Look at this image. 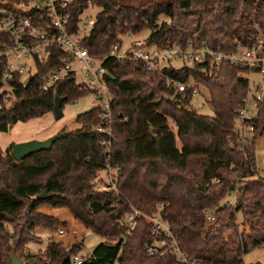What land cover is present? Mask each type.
I'll list each match as a JSON object with an SVG mask.
<instances>
[{"label":"trees","instance_id":"obj_1","mask_svg":"<svg viewBox=\"0 0 264 264\" xmlns=\"http://www.w3.org/2000/svg\"><path fill=\"white\" fill-rule=\"evenodd\" d=\"M89 7L97 11L80 40L89 56H104L121 36L144 30L149 31L146 47L184 45L191 40L231 53L252 44L254 25L264 41V0H70L73 32ZM159 16L165 20L157 23ZM58 55L55 50V58ZM102 66L111 95L109 119H100L102 110L93 106L78 114L74 119L78 128L54 141L48 151L20 161L9 150L0 152V230L17 220L30 230L34 216L48 222L45 228L52 230L56 221L36 212L45 204L66 209L101 240L120 239L114 264H179L168 252L155 256L143 252L149 228L142 216L154 214L158 207L157 214L170 226L187 258L201 264H242V256L264 242V233L256 230L264 227V183L253 178L257 174L254 154L234 132L247 93V82L238 73L246 69L226 62L214 69L198 64L162 69L175 81L193 80L207 90L212 115L204 116L190 108L187 93H175L162 76L143 71L138 61L106 58ZM55 67L56 61L51 60L37 65L27 85L17 77L10 80L7 98L11 102L0 105V133L16 122L51 112L54 97L64 99L62 108L87 94L71 74L48 91L39 90L43 76ZM250 126L251 143L256 137L264 138V92ZM96 127L104 131L95 132ZM105 165L115 169L114 187L97 191L90 180ZM232 192L233 206L220 205ZM41 193L45 197L36 199ZM129 208L141 216L126 234L123 220ZM206 211H214L211 222L205 221ZM239 212L240 226L247 222L251 234L238 230L235 215ZM81 248V240L66 249L49 242L41 264H65ZM21 257L27 264L38 261L34 255ZM0 264H6L1 253Z\"/></svg>","mask_w":264,"mask_h":264},{"label":"built area","instance_id":"obj_2","mask_svg":"<svg viewBox=\"0 0 264 264\" xmlns=\"http://www.w3.org/2000/svg\"><path fill=\"white\" fill-rule=\"evenodd\" d=\"M69 4L70 0L0 1V93L9 97L10 80L13 77L24 82L35 74L37 65L49 60L56 61V67L43 76L39 90L46 92L71 74L76 85L81 86L87 94H93L97 102L96 106L102 110L100 119L104 120L109 117L108 105L111 100L105 84L108 74L102 66L106 58L138 61L143 71L155 72L162 76L163 82L172 86L175 93H187L191 100L197 96V86L200 85L193 80L175 81L163 75L162 69L171 66V62L180 64L179 67L172 66L176 69L194 64L207 65L208 68L214 69L219 63L226 62L246 69L245 72L238 73V76L243 77L247 82V93L242 99L241 108L237 111L234 132L243 139L246 138V133H251L250 122L255 115L256 104L262 99L264 92L261 86H256L254 93L250 94V85H253L250 81L251 74L260 76L264 86V41L256 25L253 26L255 34L252 36V44L248 47L238 46L236 51L231 53L213 50L205 44L195 45L191 40H187L184 45L174 44L162 48L140 44L122 49L119 40L108 48L104 56L93 57L80 47V40L90 27V22L82 24L81 27L78 22L77 31L73 32L68 13ZM55 50L60 53L58 58L54 56ZM94 131L104 130L96 127ZM101 144L103 145L104 142ZM107 168L110 167L105 165V169ZM115 177L116 172L112 181H109L110 189L114 187ZM228 196L229 199L220 205L229 207L232 204L234 192ZM213 212H204L206 222L213 220ZM140 216L138 211L129 208L123 220L126 234L133 229L135 218ZM142 217L149 228V235L142 246L146 256L168 252L179 264H201L186 257L178 247L170 226L157 213L150 217ZM58 234L63 233L59 231ZM83 259L72 256L70 263L82 264Z\"/></svg>","mask_w":264,"mask_h":264},{"label":"rangeland","instance_id":"obj_3","mask_svg":"<svg viewBox=\"0 0 264 264\" xmlns=\"http://www.w3.org/2000/svg\"><path fill=\"white\" fill-rule=\"evenodd\" d=\"M96 11L97 8L95 7H89L84 10L80 15L79 27H81L82 24L91 22ZM162 20H165V17L159 16L157 23H160ZM148 34L149 31L144 30L133 36H121V48L126 49L129 46L144 44V39ZM179 65L180 64L178 62H171V66L173 67H179ZM26 76L27 74L24 75V77ZM261 80L262 78L260 76L251 74L250 81L253 83V85H250V94L254 93L256 86H261V90L264 89ZM10 102V98H7L4 93H0V105L7 107ZM96 103L97 102L95 101L93 94L88 93L73 102H65L61 108L62 116L58 120H54L52 113L48 112L38 118L29 119L25 122H16L6 133H0L1 154H4L6 150L11 151V146L17 143L42 141L56 133H67L77 129L78 124L74 121L75 117L78 114L89 110L93 106H96ZM189 105L191 109L200 115H212V112L208 106L207 90L202 86H197V96L190 101ZM171 129L174 132V126L171 125ZM245 136V139L241 138L240 136L239 139L241 145H244L249 150L251 149L254 154V167L257 171V174L253 178L256 180H261L264 183V138L256 137L251 143L250 133H246ZM114 173V168H107L103 171L97 172L94 175V178L90 180L93 184V189H96L97 191L112 190L110 189L109 181H112ZM43 178L45 179V177ZM229 197L230 196H226L223 200H221V203L228 200ZM234 202L235 194L234 201L230 206H233ZM157 211L158 207L155 213H157ZM36 212L41 215L53 218L56 221V225H54L52 230L46 229L45 227H47L46 225L48 222L43 221L42 218H36V216H34V226L30 230H26L23 220H17L13 225L4 224L0 230V253L1 259L5 260L6 264L8 263V258L11 256L20 258L22 263L27 264L26 259L21 257V255H34L35 258H37L36 260H38L36 261V264H41V262L44 260V250L49 242L57 243L58 248L66 249L71 246H77L80 241L79 239H82V248L75 254V256L78 258H84L82 260V264L115 263L119 248L116 250L115 256L111 261L110 253L112 252H106V244L103 241V243H100V239L98 237L85 230L79 222L72 219L66 209L52 208L48 205L42 204L37 207ZM152 215H149L148 217ZM241 219L242 214L239 212L235 215V222L238 225V230H243L244 233L251 234L252 231L249 230L250 226L247 222L244 223L243 226H240ZM256 219H258L257 216L253 217L254 221ZM263 228L257 227L256 230L258 233H264ZM59 231H62L63 234L59 235ZM223 237H225V234H223ZM118 240L121 241L120 239ZM70 260L71 257L65 264H71ZM241 261L242 264H264V242L259 247H256L245 253L242 256Z\"/></svg>","mask_w":264,"mask_h":264},{"label":"water","instance_id":"obj_4","mask_svg":"<svg viewBox=\"0 0 264 264\" xmlns=\"http://www.w3.org/2000/svg\"><path fill=\"white\" fill-rule=\"evenodd\" d=\"M29 79H25L23 82L24 85H27ZM64 101L63 98H53V105H52V116L54 120H58L61 118V104ZM66 135L65 132L62 133H56L42 141H28V142H22L17 143L11 146V156L15 161H20L27 156L37 153L39 151H48L51 148V145L54 141L63 138ZM45 197L44 193H41L37 195L36 199H43ZM8 264H24L22 263L18 258L11 256L9 258Z\"/></svg>","mask_w":264,"mask_h":264},{"label":"crops","instance_id":"obj_5","mask_svg":"<svg viewBox=\"0 0 264 264\" xmlns=\"http://www.w3.org/2000/svg\"><path fill=\"white\" fill-rule=\"evenodd\" d=\"M79 240H81L82 241V239H79ZM104 242L105 244H106V252L108 251L109 253L110 252H112V253H110V257H111V261L113 260V258H114V256H115V252H116V250L118 249V248H120V244H121V241H115V242H111V243H109V242H106V241H104V240H101L100 239V243L101 242ZM102 242V243H103ZM119 250V249H118ZM110 257H109V259H110Z\"/></svg>","mask_w":264,"mask_h":264}]
</instances>
